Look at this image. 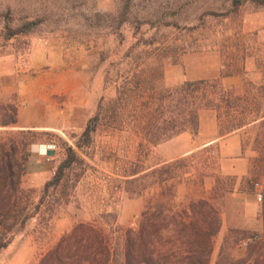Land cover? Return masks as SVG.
I'll return each mask as SVG.
<instances>
[{"label": "rangeland", "instance_id": "rangeland-1", "mask_svg": "<svg viewBox=\"0 0 264 264\" xmlns=\"http://www.w3.org/2000/svg\"><path fill=\"white\" fill-rule=\"evenodd\" d=\"M123 1L0 0V65L5 70L17 69L21 80L31 77V82H0V120H9L12 113L8 108H16L17 120L31 123V130L37 133L28 149L30 156L21 181L25 190H34L35 202L64 158L65 146L74 145L95 113L99 98L112 95L111 89L103 91V72L133 43L132 29L128 24L119 30L106 28L96 14L113 13ZM232 2L133 0L135 10L153 7L181 27L205 28L192 33L183 30L189 42L200 41L203 47L165 67L166 87L217 79L222 66L236 58L235 48L242 46L248 48L245 73L222 78L223 86H233L242 93L248 82L255 90L264 82V73L255 66L256 60L264 57V8H254L246 1L233 14ZM12 30L25 33L10 37ZM169 32L177 35L176 30ZM100 52L106 54L104 63L99 60ZM255 90L254 94L258 93ZM254 103L264 111V95H257ZM201 114L205 120V111ZM207 122L202 135L193 138L195 145L222 136L225 125L215 112L207 114ZM243 131L240 160L227 162L212 146L182 157L187 169L178 171L190 172L191 178L203 177L205 190L213 186L214 176L224 178L222 185L227 192L219 202L222 223L208 264H215L221 251L235 259L244 258L248 246L242 242L264 235V142L256 131ZM168 144L136 150L126 135L98 132L82 153L84 173L70 193L69 203L53 221L49 238L70 231L82 221H100V214L105 212L116 213L120 226H133L153 190L149 180L142 183L140 197L136 196L138 188L127 194L123 176L132 169L142 170L166 160ZM40 145L49 148L46 154L37 152ZM189 187L179 186L177 202L184 200ZM257 192L262 194L261 201L256 199ZM34 222L29 221L0 251V264H38L40 245L31 235Z\"/></svg>", "mask_w": 264, "mask_h": 264}, {"label": "trees", "instance_id": "trees-1", "mask_svg": "<svg viewBox=\"0 0 264 264\" xmlns=\"http://www.w3.org/2000/svg\"><path fill=\"white\" fill-rule=\"evenodd\" d=\"M246 1L254 8H264V0H233L235 10L231 13ZM122 3L113 13L96 14L106 28L119 30L128 24L132 29L133 43L103 72V91L111 89L112 95L99 98L95 113L74 145L65 146L64 158L36 202L34 190H25L21 181L30 156L28 149L37 133L7 130L17 123L16 108H8L12 113L9 120H0V251L34 220L31 235L40 245L38 264H208L222 223L219 202L227 192L222 185L224 178L214 176L213 186L205 190L203 177L191 178L188 171L179 174L187 169L183 158L132 169L123 176L127 194L138 188L136 196L140 197L142 183L149 180L153 190L133 226L124 228L117 223L116 213L105 212L100 221H82L49 238L53 221L69 203L70 193L84 173L82 153L98 132L126 135L136 150H149L185 132L196 136L201 111H210L225 125L222 135L245 129L256 131L264 142V111L254 103L257 95H264V82L256 90L248 82L242 93L221 82L245 73L247 47L235 48L236 58L222 66L215 80L166 87L165 67L203 47L200 41L189 42L183 30L198 32L204 26L181 27L166 20L156 8L139 11L133 0ZM171 30L177 35L171 36ZM22 33L25 30H12L10 37ZM99 56L104 63L106 54L100 52ZM255 66L264 73V57L256 60ZM183 184L190 187L184 200L177 202V189ZM247 246L244 258L235 259L221 251L215 264H264V235L259 239L253 236Z\"/></svg>", "mask_w": 264, "mask_h": 264}, {"label": "crops", "instance_id": "crops-1", "mask_svg": "<svg viewBox=\"0 0 264 264\" xmlns=\"http://www.w3.org/2000/svg\"><path fill=\"white\" fill-rule=\"evenodd\" d=\"M0 82H31V77L28 75L21 80L19 77V71L17 69L15 71L13 69L5 70L0 65ZM205 113V120L202 119V114L200 113L199 132L196 136L202 135L204 127L208 123L207 114L212 112L205 111ZM15 128L21 130L32 129L31 123H21L20 119L17 120ZM243 130L244 129H241L237 132L225 134L216 138H211L207 141H202L199 145H195L194 143L193 138L195 136H193L189 132H185L158 146L170 143L167 146V149H169L170 151L168 155L164 157L166 159L164 160L165 162H170L185 157L187 155L193 154L195 151L204 149L209 146H214L219 156L223 160L230 162L234 160H240L238 156L241 152V134L244 133ZM48 150L49 148L46 145H40L37 149V152H43L44 154V152L46 151L47 153ZM231 167L233 166L231 165Z\"/></svg>", "mask_w": 264, "mask_h": 264}, {"label": "built area", "instance_id": "built-area-1", "mask_svg": "<svg viewBox=\"0 0 264 264\" xmlns=\"http://www.w3.org/2000/svg\"><path fill=\"white\" fill-rule=\"evenodd\" d=\"M44 154H46V151L44 152ZM255 196H256V199H257L258 201H261V200H262V194H261L260 192H257ZM250 241H251V239L244 240V241L242 242L243 246H247V245L249 244Z\"/></svg>", "mask_w": 264, "mask_h": 264}]
</instances>
